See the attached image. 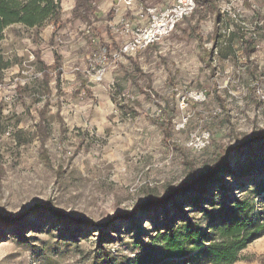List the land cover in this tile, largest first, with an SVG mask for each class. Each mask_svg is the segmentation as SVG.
Segmentation results:
<instances>
[{"label": "rangeland", "instance_id": "obj_1", "mask_svg": "<svg viewBox=\"0 0 264 264\" xmlns=\"http://www.w3.org/2000/svg\"><path fill=\"white\" fill-rule=\"evenodd\" d=\"M107 1L94 0L92 26L74 17L75 0H61L59 24L14 23L3 32L0 264H100L103 250L118 261L133 258L135 241L150 242L173 207L141 208L148 193L192 187L220 147H231L211 183L221 195H244L243 185L264 182V139L239 141L264 128V38L252 35L264 21V0H214L219 15L196 7L160 43L129 54L139 70L120 51L123 19L170 0H137L134 11L144 16L128 12L117 21L114 7L99 13ZM237 8L245 29L233 17ZM196 25L204 46L217 49L211 66ZM116 36L119 48L108 46L99 59V38ZM43 65L51 67L49 80ZM102 66L98 80L94 67ZM161 122L172 127L168 138ZM234 264H264V235Z\"/></svg>", "mask_w": 264, "mask_h": 264}, {"label": "trees", "instance_id": "obj_2", "mask_svg": "<svg viewBox=\"0 0 264 264\" xmlns=\"http://www.w3.org/2000/svg\"><path fill=\"white\" fill-rule=\"evenodd\" d=\"M195 1L197 12L219 15L214 0ZM60 4L61 0H0V40L5 28L14 23L31 28L47 21L59 24ZM96 5L94 0H75L72 13L92 26L91 15L97 14ZM192 30L203 50L202 59L211 66L214 48L204 46L198 25L192 26ZM227 55V52H218L220 59H226ZM60 62L61 57L55 53L58 83L62 69ZM7 65L0 55V68ZM42 68L45 79L49 80L51 67L43 65ZM80 86V90L90 93L83 81ZM161 125L168 138L172 131L170 123L161 122ZM261 139H264V128L253 129L250 134L239 137L244 144ZM230 148L217 150L213 163L208 165L205 179L198 180L192 187L167 184L165 195L152 189L147 195V203L141 208L158 210L173 203V207L166 211L169 218L157 221L156 234L151 236L150 242L135 241L133 258L118 261L112 253L103 250L100 264H234L238 261L241 251L264 235V182H253L257 186L255 189L243 185L244 195H221L218 184L211 186L214 177L222 170L219 168L225 163ZM256 198H259L258 202Z\"/></svg>", "mask_w": 264, "mask_h": 264}, {"label": "built area", "instance_id": "obj_3", "mask_svg": "<svg viewBox=\"0 0 264 264\" xmlns=\"http://www.w3.org/2000/svg\"><path fill=\"white\" fill-rule=\"evenodd\" d=\"M125 1L127 2V4L133 3V0ZM195 8V0H170L167 4L164 5H154L152 7H148L146 9L147 20L144 23L133 24L129 20L123 19V28L121 30V33H123L126 38L121 45V53L127 55L136 54L139 50L160 43L175 30L177 25L182 20L191 15ZM143 12V9L139 10V14L141 16L143 15ZM234 12L235 13L233 14V17L236 18L238 22H240L241 26L245 29V26H248V24L244 20L242 9L237 8V10ZM258 24L261 27H259L258 31H254L252 35L256 37L258 33L264 38V21H261ZM87 33L89 35L92 34L91 29H88ZM99 50L100 55H98V58L106 59V54L109 51L108 47L101 44L99 46ZM214 50L217 53L216 47H214ZM94 68L97 69V79L101 80L104 75L103 66ZM199 97L204 98V94L201 93ZM186 99L187 96L182 97V107L187 106L188 102L185 101ZM180 126H184V122L179 125V127Z\"/></svg>", "mask_w": 264, "mask_h": 264}, {"label": "crops", "instance_id": "obj_4", "mask_svg": "<svg viewBox=\"0 0 264 264\" xmlns=\"http://www.w3.org/2000/svg\"><path fill=\"white\" fill-rule=\"evenodd\" d=\"M136 5H137V0H133L132 4H127V2L125 0H111V1L108 0L105 3L103 9L101 11H99V13L101 15H105L107 10H109V9L114 7V9L116 10V13H115L116 15H115L114 20L117 21L118 18L121 15H123L124 13L127 14L128 12H130V13L134 14L136 12V11H134V9L136 8ZM136 13H139V11H137ZM146 20H147L146 16H144V17H140L139 16V18H133L132 23L133 24L144 23V22H146ZM101 41H103L104 44L107 45V47L109 46L111 48V50H115V49L119 48V37H117V36L114 37V39H109V41H108L109 43L108 42L106 43L105 39L99 38V43H101ZM157 44L151 45L149 47H153V46H155ZM96 52L98 53V49H96ZM124 55H126V54H124ZM127 56L129 57V59L132 62V64H134L135 68L137 70H139L140 68L138 67L137 59L134 58V56H132V55H127Z\"/></svg>", "mask_w": 264, "mask_h": 264}, {"label": "water", "instance_id": "obj_5", "mask_svg": "<svg viewBox=\"0 0 264 264\" xmlns=\"http://www.w3.org/2000/svg\"><path fill=\"white\" fill-rule=\"evenodd\" d=\"M201 178H205V176H203V177H201ZM201 178H199V179H196V182L198 181V180H201ZM187 187V186H186Z\"/></svg>", "mask_w": 264, "mask_h": 264}]
</instances>
